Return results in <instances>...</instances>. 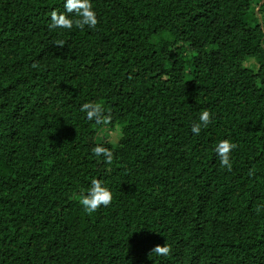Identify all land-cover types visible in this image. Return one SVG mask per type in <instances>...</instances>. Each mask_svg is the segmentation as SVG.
<instances>
[{
	"label": "trees",
	"instance_id": "trees-1",
	"mask_svg": "<svg viewBox=\"0 0 264 264\" xmlns=\"http://www.w3.org/2000/svg\"><path fill=\"white\" fill-rule=\"evenodd\" d=\"M92 2L96 27L69 31L48 27L62 0H0V264H264V5ZM97 177L113 201L85 214Z\"/></svg>",
	"mask_w": 264,
	"mask_h": 264
},
{
	"label": "clouds",
	"instance_id": "clouds-1",
	"mask_svg": "<svg viewBox=\"0 0 264 264\" xmlns=\"http://www.w3.org/2000/svg\"><path fill=\"white\" fill-rule=\"evenodd\" d=\"M63 11L53 10L50 13L48 27L50 29L59 30H72L73 27L77 29H84L87 26L89 29L95 28L98 24L97 13L94 9L92 0H62ZM260 3L264 5V0H260ZM257 5L253 3L249 8V14L253 13ZM255 19V17H254ZM259 22L261 27H264V14L259 16ZM62 43V42H61ZM264 46V42H262ZM251 67L252 71L256 72L260 70V65L254 62L246 65ZM79 111L84 114V119L106 127L111 122V114L105 112L104 106L100 103H94L92 101H85L79 107ZM213 116L207 109L202 110L199 113L198 119L190 126L191 134L199 136L202 129L208 127ZM237 145L230 139L224 138L219 140L214 148V153L219 157V163L226 170H231L232 160L231 153L236 149ZM92 155L97 158H101L102 162L110 165L113 162L114 154L113 150L103 144L95 145L92 148ZM113 201V192L104 183L102 178H92L89 186L85 190V193L81 194L79 204L82 207L85 214L95 213L99 208H107ZM152 251L160 257H168L172 252V248L169 244L164 243L163 246H155Z\"/></svg>",
	"mask_w": 264,
	"mask_h": 264
},
{
	"label": "rangeland",
	"instance_id": "rangeland-1",
	"mask_svg": "<svg viewBox=\"0 0 264 264\" xmlns=\"http://www.w3.org/2000/svg\"><path fill=\"white\" fill-rule=\"evenodd\" d=\"M263 14H264V11H263ZM251 60V59H250ZM249 60V61H250ZM119 128L116 127L115 130H118ZM118 133H119V130H118ZM109 136L113 139V140H116L117 138V133L116 132H112V133H109Z\"/></svg>",
	"mask_w": 264,
	"mask_h": 264
}]
</instances>
